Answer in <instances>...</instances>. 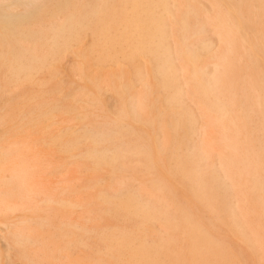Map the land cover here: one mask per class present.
<instances>
[{"label": "bare ground", "instance_id": "obj_1", "mask_svg": "<svg viewBox=\"0 0 264 264\" xmlns=\"http://www.w3.org/2000/svg\"><path fill=\"white\" fill-rule=\"evenodd\" d=\"M0 264H264V0H0Z\"/></svg>", "mask_w": 264, "mask_h": 264}]
</instances>
